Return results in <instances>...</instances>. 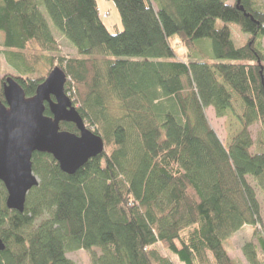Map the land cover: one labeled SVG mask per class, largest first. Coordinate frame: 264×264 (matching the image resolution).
I'll list each match as a JSON object with an SVG mask.
<instances>
[{"label":"trees","instance_id":"trees-1","mask_svg":"<svg viewBox=\"0 0 264 264\" xmlns=\"http://www.w3.org/2000/svg\"><path fill=\"white\" fill-rule=\"evenodd\" d=\"M108 1L115 33L96 0H0V55L25 97L59 67L104 144L73 174L34 152L38 184L22 212L6 207L0 182V264H76L66 254L78 250L92 264H173L165 251L182 264H240L225 242L244 226L263 229L246 177L264 192V0ZM44 13L76 56L60 54ZM234 95L241 130L225 148L204 109L223 117ZM242 252L264 264V233Z\"/></svg>","mask_w":264,"mask_h":264},{"label":"water","instance_id":"water-1","mask_svg":"<svg viewBox=\"0 0 264 264\" xmlns=\"http://www.w3.org/2000/svg\"><path fill=\"white\" fill-rule=\"evenodd\" d=\"M66 80L56 66L27 98L15 77L5 78V103L0 101V182L7 193L5 205L9 210L22 212L28 191L38 184L31 167L34 152L50 154L61 171L73 174L104 149L102 139L85 127L64 93ZM45 105L51 116L44 115ZM60 122L74 124L78 135L61 131ZM3 249L0 239V251Z\"/></svg>","mask_w":264,"mask_h":264},{"label":"rangeland","instance_id":"rangeland-1","mask_svg":"<svg viewBox=\"0 0 264 264\" xmlns=\"http://www.w3.org/2000/svg\"><path fill=\"white\" fill-rule=\"evenodd\" d=\"M96 2L100 10L101 20L108 29V31L110 33H115L117 30L120 31L122 29V24L114 3L108 0H96ZM152 6L156 10L155 4H152ZM44 16L48 21V26L51 30L52 35L54 36L60 47V54L66 57L76 56V50L73 48V46L53 27L45 13ZM230 27L235 39L239 38L241 36V33L238 31L239 29L233 25H230ZM262 46L264 48V39L262 40ZM0 49L3 50L2 46H0ZM174 49L177 50V52L185 51L183 47L175 46ZM42 66V64L38 65V69L43 70ZM17 75L18 73L11 69L7 65L6 60L3 58V56L0 55V89L4 77H14ZM232 107V111L226 112L225 116L223 117H217L211 107L204 109V114L207 118L209 125L211 126L219 141L225 148L229 146L231 140L241 130L240 124L235 117V115L241 114V102L239 101L236 95L233 96ZM250 129L251 135L254 136L256 128L252 127ZM246 180L247 183L254 189L255 197L259 204V216L262 222L261 226L264 229V192H262L254 184L250 177H246ZM262 230L257 229V231H253L251 227L245 226L237 233H235L229 239V241L225 242L224 248L229 253L231 259L239 262L240 264H248V262H246L243 257L242 247L244 246V244L249 242L256 244L257 236L262 235L264 233ZM165 252L166 255L168 254L170 256L173 264H182L174 254L169 251ZM66 257L76 264H92L89 254L84 250H78L75 252L67 253Z\"/></svg>","mask_w":264,"mask_h":264},{"label":"flooded vegetation","instance_id":"flooded-vegetation-1","mask_svg":"<svg viewBox=\"0 0 264 264\" xmlns=\"http://www.w3.org/2000/svg\"><path fill=\"white\" fill-rule=\"evenodd\" d=\"M4 81H5V78L3 79ZM2 80V83H1V89L0 90H2V95H3V83H4V81ZM3 99H4V97H3ZM2 102V101H1ZM3 103V102H2ZM5 103V102H4Z\"/></svg>","mask_w":264,"mask_h":264},{"label":"crops","instance_id":"crops-1","mask_svg":"<svg viewBox=\"0 0 264 264\" xmlns=\"http://www.w3.org/2000/svg\"><path fill=\"white\" fill-rule=\"evenodd\" d=\"M244 227H245V226H244ZM242 228H243V227H242ZM242 228H241V229H242ZM241 229H240V230H241ZM238 231H239V230H238ZM238 231H237V232H238Z\"/></svg>","mask_w":264,"mask_h":264}]
</instances>
